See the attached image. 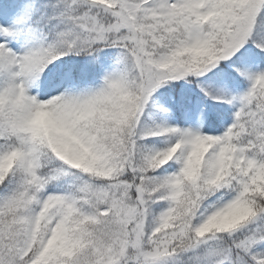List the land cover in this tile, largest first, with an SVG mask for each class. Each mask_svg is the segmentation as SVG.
Segmentation results:
<instances>
[{
    "label": "snow or ice",
    "instance_id": "6c2138e0",
    "mask_svg": "<svg viewBox=\"0 0 264 264\" xmlns=\"http://www.w3.org/2000/svg\"><path fill=\"white\" fill-rule=\"evenodd\" d=\"M0 264H264V0H0Z\"/></svg>",
    "mask_w": 264,
    "mask_h": 264
}]
</instances>
